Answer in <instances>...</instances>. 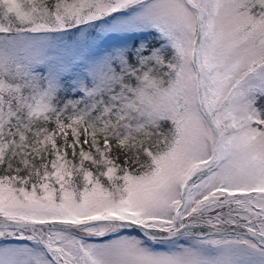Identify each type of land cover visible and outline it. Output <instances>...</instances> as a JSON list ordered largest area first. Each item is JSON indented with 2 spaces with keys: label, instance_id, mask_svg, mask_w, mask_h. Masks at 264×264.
I'll list each match as a JSON object with an SVG mask.
<instances>
[{
  "label": "snow or ice",
  "instance_id": "obj_1",
  "mask_svg": "<svg viewBox=\"0 0 264 264\" xmlns=\"http://www.w3.org/2000/svg\"><path fill=\"white\" fill-rule=\"evenodd\" d=\"M0 264H264V0H0Z\"/></svg>",
  "mask_w": 264,
  "mask_h": 264
},
{
  "label": "rangeland",
  "instance_id": "obj_2",
  "mask_svg": "<svg viewBox=\"0 0 264 264\" xmlns=\"http://www.w3.org/2000/svg\"><path fill=\"white\" fill-rule=\"evenodd\" d=\"M135 35H138V34H135ZM135 35H129L127 37H113V38H110V39L105 41V46L108 47V46H111L113 44H119V43H122V42H126V43H128L130 45ZM9 242L13 243V244L19 243V241L14 239V238H10Z\"/></svg>",
  "mask_w": 264,
  "mask_h": 264
},
{
  "label": "trees",
  "instance_id": "obj_3",
  "mask_svg": "<svg viewBox=\"0 0 264 264\" xmlns=\"http://www.w3.org/2000/svg\"><path fill=\"white\" fill-rule=\"evenodd\" d=\"M145 38H146L145 36H142V35H139V34L138 35H135L134 38H133V40H132V42H131V44H133L134 42H137L139 40L145 39ZM147 39H151V37H147Z\"/></svg>",
  "mask_w": 264,
  "mask_h": 264
}]
</instances>
